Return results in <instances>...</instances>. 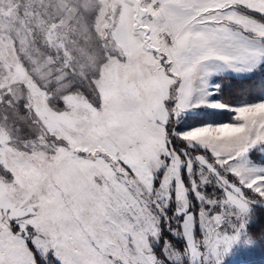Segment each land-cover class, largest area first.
Listing matches in <instances>:
<instances>
[{
    "label": "snow or ice",
    "instance_id": "snow-or-ice-1",
    "mask_svg": "<svg viewBox=\"0 0 264 264\" xmlns=\"http://www.w3.org/2000/svg\"><path fill=\"white\" fill-rule=\"evenodd\" d=\"M258 239L264 0H0V264H224Z\"/></svg>",
    "mask_w": 264,
    "mask_h": 264
},
{
    "label": "trees",
    "instance_id": "trees-1",
    "mask_svg": "<svg viewBox=\"0 0 264 264\" xmlns=\"http://www.w3.org/2000/svg\"><path fill=\"white\" fill-rule=\"evenodd\" d=\"M262 78L257 77L254 82H246V88L242 89L239 85L234 86L233 95L229 97L232 101H238L241 98H249L246 93L251 90L253 95L261 87ZM232 114L229 112L209 113L206 119L210 122L222 123L230 122ZM259 232V228L256 229ZM249 264H264V242L262 240H254L252 245V253L249 258Z\"/></svg>",
    "mask_w": 264,
    "mask_h": 264
},
{
    "label": "rangeland",
    "instance_id": "rangeland-1",
    "mask_svg": "<svg viewBox=\"0 0 264 264\" xmlns=\"http://www.w3.org/2000/svg\"><path fill=\"white\" fill-rule=\"evenodd\" d=\"M253 241L237 243L231 253L227 256L224 264H249V258L252 253Z\"/></svg>",
    "mask_w": 264,
    "mask_h": 264
}]
</instances>
